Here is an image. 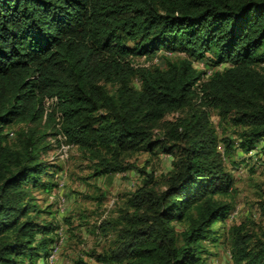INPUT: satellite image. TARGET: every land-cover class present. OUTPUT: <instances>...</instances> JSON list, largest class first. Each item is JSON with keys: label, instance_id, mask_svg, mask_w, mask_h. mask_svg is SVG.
I'll use <instances>...</instances> for the list:
<instances>
[{"label": "trees", "instance_id": "trees-1", "mask_svg": "<svg viewBox=\"0 0 264 264\" xmlns=\"http://www.w3.org/2000/svg\"><path fill=\"white\" fill-rule=\"evenodd\" d=\"M161 50L173 56L132 60ZM55 110L67 141L93 162L91 176L145 175L98 226L112 245L92 251L94 261L208 264L215 226L234 206L226 160L241 152L240 165L264 140V0H0V264L46 263L56 242L57 224L43 217L52 205L34 193L56 186L44 159ZM177 111L186 113L157 132ZM210 112L221 133L227 123L241 129L219 137ZM15 121L24 126L9 141ZM140 152L173 157L161 187L126 160ZM227 238L232 264H264V226L232 224Z\"/></svg>", "mask_w": 264, "mask_h": 264}, {"label": "rangeland", "instance_id": "rangeland-1", "mask_svg": "<svg viewBox=\"0 0 264 264\" xmlns=\"http://www.w3.org/2000/svg\"><path fill=\"white\" fill-rule=\"evenodd\" d=\"M161 55H163L162 51H158L156 57L159 58V61ZM180 55L183 56L184 54L181 53ZM205 56L209 57L210 55L207 53ZM153 58L155 57L144 58L141 56L132 60L136 64H148ZM195 65L199 64L195 61ZM196 68L199 69V67ZM133 83L137 85L138 81L134 79ZM47 102V100H44L45 106H47ZM186 111L167 114L159 122L157 132L160 133L163 130L166 122L174 121L177 117L183 116ZM210 114L219 137L232 135V131L241 129L240 126L227 123L224 125L226 133L223 134L221 133V126H217V116L214 112H210ZM23 126L22 122L16 121L6 126L5 132L9 134L8 140L12 141L15 138L16 131ZM159 133L156 134L159 135ZM257 144L256 149L264 151V140L259 141ZM58 146L59 142H55L44 156V159L55 166L54 169L64 170V174L58 176V179L63 181L60 193L64 198V203H58L55 198L51 199L50 197L52 192L56 193L58 191V188L51 189L49 192L41 189L34 192L43 206L52 205L48 209L51 213L43 217L47 221L57 224L56 242L54 244V247H56L55 257L49 262L41 263L77 264L78 260H83L86 264H98L90 253L92 251L102 252L112 245V231L109 230L105 234L100 231L98 226L103 220L115 218L118 215L119 208H123L127 198L126 194L133 192L140 186L145 175L139 173L137 169H131L112 175L93 177L91 176L93 162L84 158L76 147L71 151L68 160L63 161L59 158ZM218 149L223 152V143H218ZM126 160L135 164L138 169L145 168L146 172L152 171L155 180L159 183V188L162 185V175H166L172 169L173 157L161 152L155 154L140 152L127 157ZM243 160L241 152L235 157V163L226 160V167L235 177V192L232 198L234 206L231 210H236L237 215L234 218L227 215L219 223V227L215 226L217 240L213 244H208L211 253L207 260L208 264H232L228 253L229 239L227 236L229 226L248 220L264 226V166L254 167V164L247 162L237 165L238 162ZM56 177L57 174L52 175L51 181L54 179L56 183ZM177 227L180 228V225L177 224Z\"/></svg>", "mask_w": 264, "mask_h": 264}, {"label": "built area", "instance_id": "built-area-1", "mask_svg": "<svg viewBox=\"0 0 264 264\" xmlns=\"http://www.w3.org/2000/svg\"><path fill=\"white\" fill-rule=\"evenodd\" d=\"M164 55H172L171 52L169 51H164L163 52ZM156 58V57H155ZM153 59V63H156L157 62V58L156 59ZM150 63L148 64H141V65H149ZM197 64L199 65H196L197 67H199L200 69L204 68V64L202 62H197ZM216 69H221V66H218L215 68ZM213 71V69H209L207 70V72L202 76L201 78V82L202 81H205L208 77V75L211 74V72ZM199 83L200 82H197L195 84V87H199ZM45 100H47V106H45L44 102V110L45 112H49L52 110L53 107L56 106V103H57V97H50V98H45ZM50 102V104H48ZM60 120H61V113L57 112L56 113V121L57 123L55 124V127H56V134L54 136V140H57L59 142V149H58V153H59V158L63 161H66L68 158H69V155H70V152L72 151V149L74 148V145L73 144H70L66 141V136L61 132V128H60ZM245 162L247 163H251V164H254V167H261V166H264V151H260V150H257V149H253V150H250L245 156ZM64 174V170H61L59 175H63ZM56 177V180L58 182V189H60L63 185V181H61L60 179H58V176ZM63 179V177H61ZM51 199H56L58 201V203L60 202H63L64 201V198L61 194L58 193V191L55 192H52L51 193ZM64 203V202H63ZM61 205V204H59ZM237 215V211L236 210H231L228 214V216L230 217H235ZM55 249L56 247H53V249L51 250L49 256L47 257V261H51V259L53 257H55Z\"/></svg>", "mask_w": 264, "mask_h": 264}, {"label": "clouds", "instance_id": "clouds-1", "mask_svg": "<svg viewBox=\"0 0 264 264\" xmlns=\"http://www.w3.org/2000/svg\"><path fill=\"white\" fill-rule=\"evenodd\" d=\"M162 51V53L164 52V51H167V50H161ZM170 52V51H169ZM179 54H181V53H179ZM157 55V54H156ZM156 55L154 56V57H156ZM164 55V54H163ZM172 55H173V53H172ZM164 56H171V55H164ZM144 58H146L145 56H143ZM157 58V57H156ZM154 59V58H153ZM153 61V60H152ZM150 62V64H157L158 62H159V58H157V62L156 63H153V62ZM196 62H202V61H198V60H196ZM203 63V62H202ZM149 64V65H150ZM141 65V64H140ZM227 65V64H226ZM145 66V65H144ZM148 66V65H147ZM193 66L196 68L197 66L195 65V61H193ZM218 66H221V69H216L215 70V68H212L213 69V71H217V70H222L223 69V65H218ZM217 66V67H218ZM204 68H205V66H204ZM204 68H202V69H200V70H204ZM197 69V68H196ZM207 70H209V69H207ZM207 70H206V72H207ZM212 71V72H213ZM211 72V73H212ZM204 75V74H203ZM209 76V75H208ZM208 78V77H207ZM54 97V96H53ZM56 97V96H55ZM45 98H50V97H45ZM45 98H44V100H45ZM44 100H43V102H44ZM43 106H44V104H43ZM54 108H56V106L54 107ZM43 109H44V107H43ZM49 112H52V110L51 111H49ZM57 112H59L58 110H55V123H54V130H55V132L57 131L56 130V127H55V124L57 123V121H56V113ZM46 113H48V112H45V110H44V118H45V116H46ZM60 113V112H59ZM61 118H62V115H61ZM60 128H61V132L63 133V131H62V127H61V120H60ZM56 134V133H55ZM55 134L53 135V136H55ZM64 134V133H63ZM65 135V134H64ZM66 136V135H65ZM53 140V142L55 143V142H58L57 140H54V138L52 139ZM66 141H67V137H66ZM68 142V141H67ZM69 143V142H68ZM70 144H72V143H70ZM74 145V144H73ZM74 148H75V145H74ZM253 149H256V147L255 148H253ZM253 149H251V150H253ZM73 150V149H72ZM71 153V152H70ZM247 154V153H246ZM245 154V155H246ZM71 155V154H70ZM70 155H69V157H70ZM68 160V159H67ZM60 171L61 170H57L54 174H57V175H59V173H60ZM54 176V175H53ZM55 181H56V183L54 182V179H53V182L56 184V186L55 187H53L52 189L54 190V188H58V182H57V180H56V178H55ZM60 189H62V187L60 188ZM60 189H58V193L59 194H61L60 193ZM62 195V194H61ZM229 214V213H228ZM47 262V261H46Z\"/></svg>", "mask_w": 264, "mask_h": 264}, {"label": "crops", "instance_id": "crops-1", "mask_svg": "<svg viewBox=\"0 0 264 264\" xmlns=\"http://www.w3.org/2000/svg\"><path fill=\"white\" fill-rule=\"evenodd\" d=\"M256 146H258V144H256ZM41 262L45 263V261L40 260L38 264H42Z\"/></svg>", "mask_w": 264, "mask_h": 264}]
</instances>
